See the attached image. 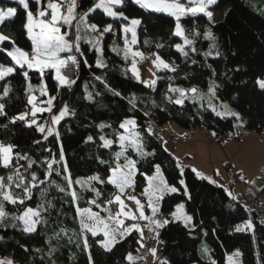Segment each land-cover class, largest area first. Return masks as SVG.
I'll return each mask as SVG.
<instances>
[{
    "label": "trees",
    "instance_id": "1",
    "mask_svg": "<svg viewBox=\"0 0 264 264\" xmlns=\"http://www.w3.org/2000/svg\"><path fill=\"white\" fill-rule=\"evenodd\" d=\"M28 2L29 10L37 12L46 6L47 0H41L40 4L36 0ZM94 4L95 0H79L78 10L86 13ZM0 6L17 9L14 17L0 24V34L10 38L0 43V64L14 68L12 75L0 80V104L4 106L0 114V141L14 146L12 162L7 168L0 167V177L6 185H12L6 191L24 199V204L13 205L0 196L8 213L0 220V258L11 260L12 264H132L129 254L145 250L140 233L132 231L107 251L101 245L102 234L93 237L90 232H82L76 208H89L106 215V209L112 213L116 210V204L107 203L116 189L89 178L99 176L107 181L116 164L124 162L123 157L116 160L120 151L117 136L124 132L119 126L127 118H134L144 150L152 155L140 157L131 148L127 150L125 155L137 162L135 190L128 191L147 207L146 197L141 193L146 186L145 177L154 174L156 165L167 183L177 188V192L165 194L160 201L158 214L169 223L148 231L152 244L157 245L160 264H227L226 255L235 248L240 249L243 264H264V225L258 221V212H248L243 201L230 196L224 187L199 178L190 166L164 147L161 136L152 132L149 135L147 131L150 126L162 127L174 122L188 131L205 128L215 133L212 136L220 142L236 138L234 125L257 133L263 130L264 90L259 88L258 81L264 79V0H216L208 8L211 12L225 11L219 21H211L204 14L177 21L163 12L141 9L131 0H124L122 6L113 9L128 20L111 18L96 10L86 21L96 24L101 31L111 24L112 31L99 39L102 52H98L89 41L95 42L100 32H91L83 23L80 25L79 67L70 65L62 70L75 81L65 86L55 79L53 70L46 71L41 78L38 72L20 68L11 61L7 51L14 47L31 49L25 28L27 18L16 0H0ZM131 19L141 21L136 28L134 51L172 63L170 68L174 71L165 68L157 71L154 86H146L133 75L131 65L136 57L129 52L125 58L126 42L131 37L122 29ZM178 22L184 30L183 37L174 34ZM209 33L211 38H207ZM177 45H182L187 55L178 51ZM98 59L104 66H96ZM25 71L27 78L23 75ZM45 86L47 95H42L40 89ZM210 86H216V98L211 100L216 111L223 112L221 105H227L229 110L239 113L240 120L216 115L209 106ZM6 87L9 91L4 95ZM170 87L186 91L196 88L204 98H185L179 105L172 102L179 93L169 91ZM116 92L120 95H115ZM32 97L39 105H47L51 99V110L38 112L32 116L36 123L27 124L17 117L27 114L26 107ZM65 108L66 115L53 123V117ZM48 117L52 135L38 130ZM101 124L105 125L102 129ZM101 137L113 140L112 147L104 148ZM53 161L52 169H48V163ZM17 169L23 176V186L31 189L28 194L31 199L25 198L23 187H16L21 183L16 177ZM33 173L38 177L36 187L32 186ZM69 175L73 181L86 183H73L69 188L65 180ZM9 176H13V181H8ZM182 179L188 195L181 185ZM40 180L44 183H39ZM59 187L65 191H59ZM89 187L99 191L100 196L89 191ZM72 191H76L78 199L73 200ZM93 200L101 207L90 203ZM180 201L192 217V228L172 219ZM27 207L40 211L39 223L32 233L23 231V222L15 219ZM246 221H251L253 227L236 231Z\"/></svg>",
    "mask_w": 264,
    "mask_h": 264
},
{
    "label": "snow or ice",
    "instance_id": "2",
    "mask_svg": "<svg viewBox=\"0 0 264 264\" xmlns=\"http://www.w3.org/2000/svg\"><path fill=\"white\" fill-rule=\"evenodd\" d=\"M19 6H21L26 13V31L28 34V38L31 41V51L22 50L19 47H14L11 51H7V56L11 58L17 66L20 68H27L28 70L36 71L40 74L41 78H43L44 74L48 70H54L55 79L59 82L60 85H70L75 83L74 80H70L66 74L62 71L67 68L69 65H75L79 67V61L77 59L76 53L80 52L79 41L81 40L80 36V25L84 23L87 19V16L95 12L96 10H102V12L111 18H121L124 20H128V17L124 16L123 13H118L114 11V7L122 6L124 4V0H96L93 7L88 9V12L79 16V20H77V0H67V4L65 7V0H47V5L42 10H38L37 14L34 16L33 12L29 10V2L28 0H16ZM132 3L138 5L141 9L151 10L154 12H163L168 15L173 16L177 21H180L182 17L185 16H196L197 14H204L209 19L212 18V12L208 11L207 8L209 5L215 4L216 0H185L184 3L181 0H131ZM37 4L41 3V0H36ZM62 8L65 10L62 11ZM16 8H8L7 11H0V24H2L6 19L14 17L16 15ZM73 21H76V32L73 38V35L66 31L65 28L71 29L73 28ZM141 23L138 19H131L128 26L123 27V32L125 34L131 33V44L135 45L136 40V28ZM91 32H100V37L93 41H89V43H94L97 47L98 52H102L99 48V39L103 37L105 33L112 31V25L109 24L103 28L101 31L96 24L86 25ZM178 37L184 36V30L182 29L180 23L178 22L175 27V33ZM207 38H211V33L208 34ZM10 38L4 34H0V43L5 41H9ZM14 43V42H12ZM186 43H191L186 40ZM177 50L183 52L184 55H187L184 52L183 48L180 45H177ZM131 54L133 58L141 57L142 53L138 51H132L126 42L125 48V58H127L128 54ZM66 54V55H62ZM210 53H206L205 55H209ZM157 63L156 66L159 68L163 66L165 69H169L174 71V69L169 68V65L166 64L163 60L160 59L159 56L156 58ZM86 63V62H85ZM97 67L104 66L102 61L98 59ZM131 71L133 75L139 79V74L136 69V60L133 59ZM14 73V68L11 66H4L0 64V80H4L6 77L12 75ZM24 77H28V71L23 73ZM99 79V77H97ZM155 81H152L151 84L146 86H154ZM259 88L264 90V80L258 81ZM216 86H210L208 96L210 97L209 106L212 107V110L216 113L217 116L225 117L232 116L237 120H240L239 113L231 111L228 109L227 105H221L224 108L223 112L216 111L214 105H212L211 100L216 98L215 93ZM31 90V86H29ZM9 89L6 87L4 89V95L8 94ZM42 95H47L46 86L40 89ZM169 91L173 93H179L178 98L175 101H172L176 104L182 105L185 98L196 100L203 99L204 96L199 94L198 89L191 88L189 90H183L180 88H169ZM188 92L192 95L188 96ZM115 95L119 96L120 93L116 92ZM91 99V96H89ZM35 97L29 99V104H32V112L31 115L35 116L38 112H43L45 109H41L37 107L34 103ZM48 105L52 104V100L49 99L47 101ZM4 106L0 104V114H3ZM50 111L51 109H47ZM67 113V108L62 110L58 116L53 117V123H58L59 120L65 116ZM27 114L20 115L17 117L19 120H25ZM33 124L36 123L35 120L32 121ZM31 126V125H29ZM101 129L105 127V125H100ZM121 129H124L125 134H119L117 136L118 146L120 151L116 153V160L119 161L121 157L124 158V163H117L116 166L111 170V175L108 177L107 181L101 180L99 176H92L89 178L91 181H97L99 183H107L112 185L117 191L114 196L107 201L109 205L116 204L118 206V211L113 215L111 209H106L108 211V216L101 217L99 213L93 212L89 208H85L81 210L79 207L76 208L77 216L81 217L80 219V227L82 232H90L93 237L102 233L104 236V240L101 241V245L105 248V250L110 251L111 248L119 243L120 240L124 239L126 235H130L132 231H136L140 233L141 239H143V229L136 223L125 226V219L129 220H141V221H149L146 227L149 228V231H153V225L155 228H162L169 223V220L165 219L163 221L152 219L159 212V201L164 198L165 194L175 193L177 192V188L174 186H170L167 183V180L163 176L159 165L155 166V172L151 176H146L145 179L147 181V186L142 191L141 195L147 198V207L151 210L152 216L149 217L145 215V204L141 202V199L137 198L135 195L131 194L128 190H135L136 180L135 176L137 173L136 161L126 156L125 153L129 148L135 151L140 157H147L152 155L144 150L142 140L140 134L134 132L133 129L136 127V121L133 119L124 120L120 126ZM38 130L41 133L45 132V128L42 126H38ZM149 135L151 134V129L148 130ZM48 135H52L51 130L48 131ZM215 135V133H213ZM89 140L92 137H88ZM104 148H111L114 141L110 139H105L101 137ZM13 145H5L0 143V164L3 167L7 168L12 162L13 159ZM21 159H26V157H20ZM60 159L63 160V152L61 151ZM52 163H48V169H52ZM31 167V164H29ZM65 171L67 168L65 167ZM195 171V170H193ZM59 175V173H57ZM51 175V172L48 173ZM199 178L201 177L199 173H197ZM16 177L21 181V183H17L16 187H23L25 198L31 199V196L28 195L31 191L30 188L23 186V176L19 173V170L16 171ZM8 181H13V176H9ZM243 179V176H241ZM65 180L68 183V187L71 188L73 183L76 184H84L86 181L76 180L73 181L71 176H66ZM31 181L33 182L32 186L36 187L35 183L38 181V177L33 173L31 176ZM39 183H44L43 180H40ZM181 183H183L181 181ZM209 183H215L212 180H209ZM11 183L5 184L4 178L0 177V196H2V200L6 201L10 204H24L23 198L14 197L11 191H6V188H11ZM59 191H65V188L59 187ZM89 191H94L96 196H100V192L94 188L89 187ZM71 196L73 200L78 199L76 191L71 192ZM123 197V198H122ZM125 198L127 200L132 201L136 206V213H133L130 209H128V205L125 203ZM90 203L96 204V201H90ZM96 207H101L100 204H96ZM8 213L5 211L4 204L0 202V220L5 218ZM174 220L183 219L185 222V226L187 227L191 221L192 217L188 216L184 213V205L180 204L176 207V211L172 214ZM40 211L37 209H33L31 207H27L21 215L15 217V219L22 221L24 224L23 231L32 233L36 231V225L39 223ZM123 217V219L121 218ZM253 227L251 221L247 222L243 227H237L236 231H243L245 228L251 229ZM159 234L158 232L156 233ZM85 247H87V239L84 240ZM152 254L155 255L156 249H152ZM235 257H239L240 253L237 251L234 253ZM229 264H238V260H233V257H229ZM128 260L132 261L133 258L131 255L128 256ZM0 264H12L11 260H0Z\"/></svg>",
    "mask_w": 264,
    "mask_h": 264
},
{
    "label": "rangeland",
    "instance_id": "3",
    "mask_svg": "<svg viewBox=\"0 0 264 264\" xmlns=\"http://www.w3.org/2000/svg\"><path fill=\"white\" fill-rule=\"evenodd\" d=\"M7 9L8 8H3L0 6V11H7ZM77 20H79V16H77ZM73 23H76V21H73ZM130 42H131V39L129 42H127L128 47H130L131 50L134 51L133 45ZM180 46L182 47V45H180ZM156 58H157V56L147 57L145 55H142L141 57H136V69H137V72L139 74V79L141 81L145 82V84H147V85L151 84L152 81H156L157 71L160 68H163V66H161L159 68L156 66V63H157ZM161 60H163V59H161ZM163 61L169 65V68L171 67V65H172L171 62H168L165 60H163ZM131 67H132V65H131ZM259 81H262V80H259ZM36 105H37V107H39L41 109H45V110L51 108V106L48 104L47 105L36 104ZM127 119H133L134 120V118H127ZM49 120H50V118L47 121H45V124L42 125V127L45 128L44 135H47L49 130L52 131V124L49 123ZM172 127L179 128V126L174 122H168V123L164 124L162 127H157L159 130L158 136H160V132H161L162 137H164L166 139V142H165L166 147H168L170 145V141H168V140L179 139V137L176 136L178 134V132H176ZM180 129L183 132L186 131L185 129H182V128H180ZM133 131L137 132L136 127H135V129H133ZM122 134L127 135V133H125V131ZM258 134L259 133H257V132L251 131V135L243 143H241L243 140H238L237 138H230L231 144H230V146L227 147V149H228L229 154H231L229 156H232L234 163L237 166V171H236L237 174L235 173L234 170L229 169L228 165H226V163H224V165H222V166L219 163L216 165V173H215L216 175L215 176H216L217 180H219L223 184H226L227 189H229V191H230V189H233L234 192H238V193L240 192L242 194V195H238V200L243 201V198H244L243 196H245V198H252V200H255L258 203H260V207H261L260 209L264 210V196L261 198L262 192H259L260 190H258V188H260L261 184L264 183V140H263V142H261V140L259 138H253L254 136H257ZM195 135H196V133L193 134V137L191 140L188 139V137L186 136V139H185L186 142L185 143L193 141L195 139ZM201 135L214 139V136L210 135V133L206 132L205 130L201 131ZM0 143H3V142L0 141ZM3 144L9 145L6 143H3ZM178 147H179V149H183L184 145L179 144ZM204 152L205 151H198V156H197L198 157L197 161L199 162V164L202 163L203 167L205 165L204 161H202V160H205V155L203 154ZM13 155H14V151H13ZM195 160H196V158H195ZM1 166H2V164H0V167ZM209 170H211V167ZM154 172H155V170H154ZM211 174H213L212 171H211ZM241 176H243V179H241ZM146 184H147V182H146ZM230 192H232V191H230ZM136 197L139 198L138 196H136ZM128 202H129V200H125V203L127 205H128ZM141 202L144 203V201H142V200H141ZM180 204L184 205V213L186 215L190 216V214L186 211L185 204L183 201L178 202L176 207ZM176 207H175L173 213L176 211ZM128 209H130L133 213H136V206L135 205H133V206L128 205ZM81 210H83V209H81ZM117 211H118V209H117ZM93 212H97V211H93ZM97 213H99L101 217H105V218L109 214L108 213L106 215V214H103L101 212H97ZM263 213H264V211H263ZM112 214L114 215V212ZM145 215H147L146 210H145ZM121 218L123 219V217H121ZM80 219H81V217H80ZM172 219H173V216H172ZM180 220L185 224L183 219H180ZM138 221L139 220L133 221V220L125 219V226L131 225L133 223L137 224ZM247 222H249V221H246L244 224H246ZM139 223L142 225L145 224L144 222H139ZM187 227L192 228V221ZM143 228L144 227H142V229ZM145 228H147V227H145ZM100 234H102V233H100ZM102 240H104V236H103ZM152 249H156L155 255L152 254V251H151ZM149 250H150V253L152 254V257H153L151 262H154L155 264H160L161 257L157 255L159 252L157 249V245L156 244L150 245ZM237 251L240 253V256L238 258L234 256V253H236ZM129 255H131L133 258V260L131 261L132 264H147V263H145L146 254H145L143 260L141 257L137 258V257H139V252L130 253ZM230 256L233 257L234 261L238 260V264H243L242 253H241L240 249L235 248L231 252L227 253V255H226L227 264H229L228 258ZM157 257H158V259H157ZM0 260H8V259L0 258ZM194 264H197V263H194Z\"/></svg>",
    "mask_w": 264,
    "mask_h": 264
},
{
    "label": "crops",
    "instance_id": "4",
    "mask_svg": "<svg viewBox=\"0 0 264 264\" xmlns=\"http://www.w3.org/2000/svg\"><path fill=\"white\" fill-rule=\"evenodd\" d=\"M46 5H47V3H46ZM42 9L43 8H40L39 10H42ZM63 10H65V9L62 8V11ZM207 10L211 11L209 8H207ZM37 12H33L34 16L37 14ZM212 14L213 15H212V18L210 20L211 21H218V20H221L223 18L225 11L222 10V11H218V12H212ZM83 24L84 25L85 24L91 25L94 23L85 21ZM130 35H131V33H130ZM142 55H144V54H142ZM53 72H54V70H53ZM54 75H55V72H54ZM172 128L176 132H178V134L176 136L179 137V139L168 140V141H170V145L168 147H166V144H165L166 139L164 137H162L161 132H160V136L163 139L164 147L167 150L171 151L177 160L183 161L186 165L190 166L192 168V170H195L194 172L196 174L199 173L201 177H204L208 180H212L215 183H217L218 185L224 187L228 193L230 191H232L229 193L230 196L238 197V195H242L240 192L239 193L234 192L233 189H230V191H229V189H227L226 184H223L222 182L217 180V178L215 176L216 175L215 174L216 173V165L219 163L221 166L224 165V163H226V165H228V168L234 170L235 173L237 174V172H236L237 166L235 165L232 156H229L231 154H229L228 149H227V147L230 146V144H231L230 138L218 142V140L205 137V136L201 135V133L197 132L195 135V139L193 141L185 143L186 142L185 139H186L188 130L183 132V131H181L180 127L179 128L172 127ZM247 138H249V137H247ZM247 138L244 139L241 143H243L245 140H247ZM253 138H259L261 140V142H263V140H264V128L261 132H259V134L257 136H254ZM179 144H183L184 148L179 149V147H178ZM198 151H205L203 153L205 155V160H202L205 163L204 167H203L202 163L199 164V162L197 161L198 160V157H197ZM195 158H196V160H195ZM210 167H211V170H209ZM211 171L213 172V174H211ZM181 181L183 182V183H181V185L184 188L186 195H188L186 184H185L183 179ZM146 186H147V184H146ZM263 187H264V183L261 184L260 188H258V190H260L259 192H262ZM146 200H147V198H146ZM159 208H160V201H159ZM145 210L147 211V216L151 217L152 216L151 210L148 207H145ZM152 219L160 220V221L165 220L159 214H157L155 217H152ZM144 223L146 226V225H148L149 221H144ZM152 227H153V230L157 229V228H155L154 225ZM145 254H146L145 250H143L142 252L140 251L139 257H137V258L141 257L143 260Z\"/></svg>",
    "mask_w": 264,
    "mask_h": 264
},
{
    "label": "built area",
    "instance_id": "5",
    "mask_svg": "<svg viewBox=\"0 0 264 264\" xmlns=\"http://www.w3.org/2000/svg\"><path fill=\"white\" fill-rule=\"evenodd\" d=\"M181 2L182 3H184L185 2V0H181ZM73 28H71V29H67V27H66V29H67V31H69L72 35H73V38H74V35H75V32H76V28H75V23H73ZM30 52V51H29ZM62 55H66V54H62ZM76 55H77V59H78V61L80 62V54L79 53H76ZM150 56H153V55H149V56H147V57H150ZM147 59V58H146ZM145 64V63H144ZM143 66V65H142ZM31 107L30 106H28V109H30ZM25 122L26 123H30L31 122V117L30 116H27L26 117V119H25ZM150 129H151V132L153 133V134H155V135H158L159 134V130H158V128L157 127H152V126H150L149 127ZM206 132H208V133H210V135H213V132H209L207 129H204ZM193 131H189L188 133H187V137H188V139H192V137H193ZM248 134H249V131L248 130H241V129H239V128H235L234 129V136L238 139V140H243V139H245V138H247L248 137ZM238 199V198H237ZM241 201V200H240ZM128 205L130 206H133L134 205V203L132 202V201H129L128 202ZM258 208L260 207V203H257V205H256ZM261 208V207H260ZM259 210H261V209H259ZM260 214H264L263 212H260ZM258 218H259V216H258ZM138 222H140V221H138ZM259 223H261V224H263L264 225V221L262 220V219H259ZM143 234H144V237H145V239H144V243H145V245H146V250H147V256H146V263L147 264H154V262H151V260H152V254L150 253V250H149V247H150V245H152L151 243H153V242H149L148 241V239H147V230L146 229H143Z\"/></svg>",
    "mask_w": 264,
    "mask_h": 264
},
{
    "label": "bare ground",
    "instance_id": "6",
    "mask_svg": "<svg viewBox=\"0 0 264 264\" xmlns=\"http://www.w3.org/2000/svg\"><path fill=\"white\" fill-rule=\"evenodd\" d=\"M78 1L79 0H77V5H78ZM95 2H96V0H95ZM66 4H67V1L65 2V7H66ZM77 13H78V15L77 16H80V15H83L84 14V12H81V11H79L78 10V7H77ZM75 25H76V23H75ZM65 30L67 31V29L65 28ZM130 34V33H129ZM130 37H131V35H130ZM80 54V53H79ZM28 106H30L31 108L30 109H28ZM26 110H27V116L29 115V114H31V112H32V105L31 104H28L27 105V107H26ZM26 116V117H27ZM50 117H48V119H49ZM24 122H25V120H24ZM26 123V122H25ZM235 128H239V129H241V130H248L249 131V134H248V137L251 135V130H249V129H247V128H242V127H239L238 125H234L233 126V134H234V129ZM205 128H203V129H201L200 131H195V130H192L193 131V133H197V132H199V133H201V131H203ZM246 139V138H245ZM244 140V139H243ZM118 163H120V164H123L124 162H118ZM264 195L261 193V198L263 197ZM244 198H243V204H245L246 205V207H248L247 208V211L249 212V211H251V210H254V211H257L258 212V214H259V218H258V221H259V219H262L263 221H264V214H260L259 212H263L264 210L263 209H261V210H259L260 209V207L258 208L256 205H257V201H255V200H252V198H245V196H243ZM236 198H238V197H236ZM262 205V204H261ZM117 206V205H116ZM117 209H118V206L116 207V210L114 211V213L117 211ZM235 227V226H234ZM234 227H232V229L233 230H235V228ZM158 259V258H157Z\"/></svg>",
    "mask_w": 264,
    "mask_h": 264
}]
</instances>
